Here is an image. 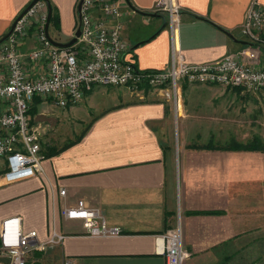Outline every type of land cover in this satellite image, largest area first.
<instances>
[{
  "label": "crops",
  "instance_id": "obj_1",
  "mask_svg": "<svg viewBox=\"0 0 264 264\" xmlns=\"http://www.w3.org/2000/svg\"><path fill=\"white\" fill-rule=\"evenodd\" d=\"M32 1L0 0V40ZM48 1L55 17L49 37L66 43L77 29L79 0ZM117 2L123 39L130 46L125 60L139 71L167 69L173 53L183 62L201 64L248 49L264 64V51L226 34L245 42L240 31L252 0H176L173 28L155 12L157 0ZM259 3L264 8V0ZM31 46L28 39L22 50ZM209 86L243 93L185 83L177 111L148 90L142 101L121 103L102 93L115 87L93 86L82 101L65 109L35 98L29 115L45 130L42 172L9 185L0 174V228L4 220L18 218L24 234L34 233L44 242L56 230L65 239L31 253L27 264H166L156 239L177 223L189 253L184 264H264V152L228 149L233 142L246 144L238 132L226 140L207 132L204 145L186 146L179 163H173L172 118L179 131L183 94L194 102L196 95L212 92ZM185 107L192 111V105ZM222 118L214 124L212 116L191 120L226 127L228 119ZM77 201L98 208L122 236H84L81 221L62 216L63 208Z\"/></svg>",
  "mask_w": 264,
  "mask_h": 264
},
{
  "label": "built area",
  "instance_id": "obj_2",
  "mask_svg": "<svg viewBox=\"0 0 264 264\" xmlns=\"http://www.w3.org/2000/svg\"><path fill=\"white\" fill-rule=\"evenodd\" d=\"M76 12L81 35L69 48L49 42L45 32L48 7L43 1L21 16L0 44V165L5 185L42 172L45 156L40 140L45 130L33 124L29 115L35 98L51 100L65 109L82 101L93 86L119 87L138 96L153 91L177 111L179 91L185 83L238 88L247 94L264 90V64L259 57H252L248 49L201 64L183 62L173 53L167 69L139 71L125 60L130 46L123 39V13L117 1L83 0ZM155 12L164 14L173 28L178 12L176 0H157ZM240 32L247 47L264 51V8L259 0H252ZM28 39L32 46L23 51ZM59 194L64 196L65 191ZM62 216L81 221L83 235L89 238H116L123 234L119 228L106 224L98 208L89 207L84 201L64 207ZM64 239L63 234L53 230L42 242L36 234L21 231L20 219H6L0 228V254L6 260L0 264H27L31 253L45 252ZM156 240L157 253L165 257L166 264H184L189 257L183 247L180 223Z\"/></svg>",
  "mask_w": 264,
  "mask_h": 264
},
{
  "label": "rangeland",
  "instance_id": "obj_3",
  "mask_svg": "<svg viewBox=\"0 0 264 264\" xmlns=\"http://www.w3.org/2000/svg\"><path fill=\"white\" fill-rule=\"evenodd\" d=\"M52 33V29L50 30ZM211 87V86H209ZM213 90L207 95L200 96L196 95L195 101L192 102L190 96L187 97L183 94L182 107L183 113L181 118L182 127L179 126V131L174 123H172V155L173 163L175 166L181 160V157L186 152V146L188 145H204L205 136L207 132L218 139L226 140L229 135H233L232 131L238 132L237 137L244 143H248L253 138H260L262 145L264 146V91L257 94H247L229 91L228 89L211 87ZM106 97H114L123 102H138L142 101L140 96L133 94L126 89L119 87L104 88L102 91ZM201 94V93H200ZM187 98H190L188 101ZM209 99V100H207ZM164 100V99H163ZM164 102H167L164 100ZM186 103V104H185ZM172 107L171 103H168ZM185 105H192V111ZM212 116L213 124L214 121L223 120L222 116H226L228 123L226 127L215 126L205 127L202 121L204 118L208 119ZM179 121V123H180ZM224 123V122H219ZM218 123V125H219ZM83 127V126H82ZM222 127V128H218ZM216 142V141H215ZM213 143V146L215 145ZM230 142V141H228ZM221 145V144H220ZM181 150V152H180ZM183 152V154H182ZM179 153L181 154L179 157ZM179 158V159H178ZM2 166L0 165V174ZM0 259L4 262L6 259L0 254Z\"/></svg>",
  "mask_w": 264,
  "mask_h": 264
},
{
  "label": "water",
  "instance_id": "obj_4",
  "mask_svg": "<svg viewBox=\"0 0 264 264\" xmlns=\"http://www.w3.org/2000/svg\"><path fill=\"white\" fill-rule=\"evenodd\" d=\"M38 1H43L46 3L47 7H48V20H47V23H46V26H45V32H46V36L49 40V42L55 46V47H59V48H69L71 46H73L76 42H77V39L80 37L81 33H80V29L79 27H77V29L75 30L74 34H73V37L71 40H69L68 42L66 43H59V42H56L54 40H52L50 37H49V34H48V28H49V24H50V19H51V14H52V8H51V5L49 3L48 0H33L27 7L26 9H24V11L17 17V19L14 21L11 29L9 30V32L0 40V44L5 41L9 35L12 33L13 29H14V26L16 24V22L21 18V16H23L35 3H37ZM83 0H80L78 6H77V11L79 10V7L81 5V2ZM228 35V37L233 40L234 42L236 43H239V44H242V45H247L246 42H243V41H238L236 40L231 34L229 33H226Z\"/></svg>",
  "mask_w": 264,
  "mask_h": 264
},
{
  "label": "trees",
  "instance_id": "obj_5",
  "mask_svg": "<svg viewBox=\"0 0 264 264\" xmlns=\"http://www.w3.org/2000/svg\"><path fill=\"white\" fill-rule=\"evenodd\" d=\"M117 1V0H115ZM55 17L53 14H51V19L50 22L54 21ZM196 149H203V147H193ZM207 148V147H205ZM208 149V148H207ZM228 149H232L234 151H260V152H264V146L262 145V141L260 138H253L250 142H248L247 144H239V143H235L233 142Z\"/></svg>",
  "mask_w": 264,
  "mask_h": 264
}]
</instances>
